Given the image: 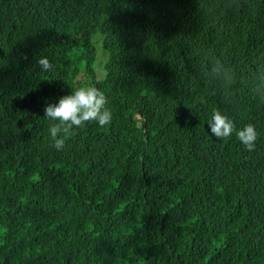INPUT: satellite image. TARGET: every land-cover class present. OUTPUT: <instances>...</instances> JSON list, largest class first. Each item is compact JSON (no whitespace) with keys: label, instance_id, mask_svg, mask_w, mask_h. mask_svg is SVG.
Returning a JSON list of instances; mask_svg holds the SVG:
<instances>
[{"label":"trees","instance_id":"obj_1","mask_svg":"<svg viewBox=\"0 0 264 264\" xmlns=\"http://www.w3.org/2000/svg\"><path fill=\"white\" fill-rule=\"evenodd\" d=\"M260 74L264 0H0V264H264ZM89 86L113 119L57 151L45 106Z\"/></svg>","mask_w":264,"mask_h":264},{"label":"clouds","instance_id":"obj_2","mask_svg":"<svg viewBox=\"0 0 264 264\" xmlns=\"http://www.w3.org/2000/svg\"><path fill=\"white\" fill-rule=\"evenodd\" d=\"M42 71H51L53 63L46 56L38 59ZM210 71L215 78L230 82L234 76L222 59L217 58L210 64ZM257 88H264V74H260L256 83ZM106 95L96 87H80L73 89L71 94L61 97L58 103H48L45 106V118L54 122L49 128L53 146L61 151L66 141L76 128L83 127L86 122L95 121L103 127L111 123L113 114L106 107ZM210 133L218 139H227L233 134L240 144L249 152L257 147L259 133L252 123L237 127L234 121L223 111L213 110L207 119Z\"/></svg>","mask_w":264,"mask_h":264},{"label":"rangeland","instance_id":"obj_3","mask_svg":"<svg viewBox=\"0 0 264 264\" xmlns=\"http://www.w3.org/2000/svg\"><path fill=\"white\" fill-rule=\"evenodd\" d=\"M101 50L104 52V55H105V60H107V58H108V54H106L105 53V51H104V48H103V46L101 45ZM102 57H103V54H102ZM102 57H100L99 56V59H98V65H100L101 67H103L104 65H103V60L104 59H102ZM106 63V62H105Z\"/></svg>","mask_w":264,"mask_h":264}]
</instances>
